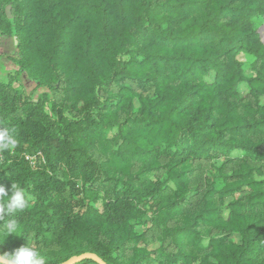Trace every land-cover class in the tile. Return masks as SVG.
Returning <instances> with one entry per match:
<instances>
[{"label": "trees", "instance_id": "1", "mask_svg": "<svg viewBox=\"0 0 264 264\" xmlns=\"http://www.w3.org/2000/svg\"><path fill=\"white\" fill-rule=\"evenodd\" d=\"M263 24L264 0H0V185L31 197L0 254L264 264Z\"/></svg>", "mask_w": 264, "mask_h": 264}, {"label": "clouds", "instance_id": "2", "mask_svg": "<svg viewBox=\"0 0 264 264\" xmlns=\"http://www.w3.org/2000/svg\"><path fill=\"white\" fill-rule=\"evenodd\" d=\"M18 144L14 130L7 125L0 126V155L11 152ZM30 200L22 187L11 184L6 190L0 185V236L4 238L3 242L9 235L19 237L17 214L29 206ZM0 264H48V260L43 250L26 243L12 254H0Z\"/></svg>", "mask_w": 264, "mask_h": 264}, {"label": "rangeland", "instance_id": "3", "mask_svg": "<svg viewBox=\"0 0 264 264\" xmlns=\"http://www.w3.org/2000/svg\"><path fill=\"white\" fill-rule=\"evenodd\" d=\"M9 13V12H8ZM264 29V24L260 29V38L262 43L264 44V38L262 37V30ZM15 45L16 40L14 38H4L0 36V80L6 81L8 75L17 70V66L15 61L17 60V56L15 55ZM245 74L249 76L251 74L248 69H245ZM20 83L23 86L24 91L27 94L33 96V98L39 97L46 90L37 89L36 84L25 74L23 73L20 76ZM246 90V86L242 85L239 88L240 94H243ZM144 230L143 226L136 227V233H141ZM234 241H238V237H233Z\"/></svg>", "mask_w": 264, "mask_h": 264}, {"label": "water", "instance_id": "4", "mask_svg": "<svg viewBox=\"0 0 264 264\" xmlns=\"http://www.w3.org/2000/svg\"><path fill=\"white\" fill-rule=\"evenodd\" d=\"M9 15V14H8ZM10 17V16H9ZM92 258L96 259L95 256H92Z\"/></svg>", "mask_w": 264, "mask_h": 264}]
</instances>
